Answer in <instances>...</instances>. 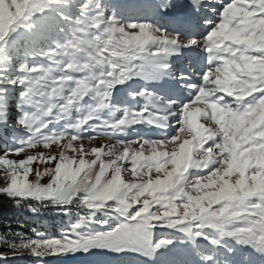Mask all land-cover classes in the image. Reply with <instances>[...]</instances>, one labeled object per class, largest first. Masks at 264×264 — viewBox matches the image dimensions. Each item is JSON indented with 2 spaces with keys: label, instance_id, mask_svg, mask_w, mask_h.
<instances>
[{
  "label": "snow or ice",
  "instance_id": "snow-or-ice-1",
  "mask_svg": "<svg viewBox=\"0 0 264 264\" xmlns=\"http://www.w3.org/2000/svg\"><path fill=\"white\" fill-rule=\"evenodd\" d=\"M0 141V197L77 216L0 264H264V0H0Z\"/></svg>",
  "mask_w": 264,
  "mask_h": 264
},
{
  "label": "trees",
  "instance_id": "trees-1",
  "mask_svg": "<svg viewBox=\"0 0 264 264\" xmlns=\"http://www.w3.org/2000/svg\"><path fill=\"white\" fill-rule=\"evenodd\" d=\"M76 219L75 212L70 220L66 216L56 215L51 207H41L39 214H32L27 205L17 208L11 201L0 197V232L5 231L6 225L10 224L13 231H20L27 237L34 236L33 229L47 235H59L62 228L66 229L70 222H75ZM23 264H32V260L27 259Z\"/></svg>",
  "mask_w": 264,
  "mask_h": 264
},
{
  "label": "rangeland",
  "instance_id": "rangeland-1",
  "mask_svg": "<svg viewBox=\"0 0 264 264\" xmlns=\"http://www.w3.org/2000/svg\"><path fill=\"white\" fill-rule=\"evenodd\" d=\"M122 3H127V4H136V3H148L150 2V0H121ZM104 143H109V141L107 140H97V141H92L91 144H89V142L87 140L84 141V146L85 148H91V147H98L100 146L101 144H104ZM40 151H45L47 152V150H44L42 147L41 148H38L36 150H30L28 153H26L25 155H28V154H36ZM52 152H55L56 149H55V146L53 147V149L51 150ZM13 159H20V158H23V156L21 157H11ZM89 159H91V157H89ZM45 166H52V165H42L40 164L39 162H34L33 164V168H39L41 171H43V168ZM30 180H34L35 179V175L34 173L32 175H30L29 177ZM49 179V177H44L43 180L41 182H47V180ZM165 234V230H158V234H157V238H163ZM181 247H184V246H181ZM73 261H76L78 264H81V262L79 260H71V261H67L66 264H73L71 262Z\"/></svg>",
  "mask_w": 264,
  "mask_h": 264
}]
</instances>
